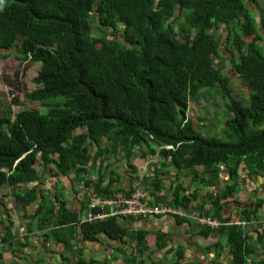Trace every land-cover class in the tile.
<instances>
[{"label": "trees", "instance_id": "16d2710c", "mask_svg": "<svg viewBox=\"0 0 264 264\" xmlns=\"http://www.w3.org/2000/svg\"><path fill=\"white\" fill-rule=\"evenodd\" d=\"M250 4L260 10L259 20ZM223 28L226 35L213 34ZM262 31L264 0H0V62L14 56L40 65L36 89L27 97L45 110H9L0 117V190L8 187L12 201L24 211L40 201L31 219L41 230H50L56 245L67 248L60 255L63 264H97L88 260L86 244L103 237L120 246L115 260L124 256L128 264H183L182 248L168 250L167 255L175 254L173 262L152 259L153 250L143 246L149 233L130 229L128 219L119 215L86 221L94 198L130 196L136 190L155 205L188 213L156 217L170 216L180 224L197 219L217 223V229L200 223L201 235L226 234L233 264H246L256 249L248 246L230 216H223L235 184H226L216 195L208 193L207 215L199 216L188 210H204L202 189L189 192L183 183L170 181L172 198L159 192L166 189L164 176L171 168L179 178L190 173L192 181L204 186L222 184L223 169L230 179L241 170L264 174ZM223 43L230 45L232 69L249 90L248 105L233 97L231 77L215 64L225 59ZM206 91L219 92L225 102L229 141L204 135L201 120L191 113L192 99ZM118 154L131 169V181L147 190L125 187L126 176L111 162ZM137 155L142 160L153 155L145 173H139ZM49 168L69 178L72 188L84 186L76 193L82 206H68L66 185L53 197L43 190ZM263 205L260 200L255 211L242 213L255 215ZM127 239L135 243L131 253L125 250ZM167 239L168 234H156L154 250L165 249ZM13 240L7 234L0 246L14 253ZM263 242L264 230L258 238ZM5 251H0V263Z\"/></svg>", "mask_w": 264, "mask_h": 264}, {"label": "crops", "instance_id": "0c3cea01", "mask_svg": "<svg viewBox=\"0 0 264 264\" xmlns=\"http://www.w3.org/2000/svg\"><path fill=\"white\" fill-rule=\"evenodd\" d=\"M111 162L113 167H119L118 171L126 176V188H130L131 186L136 189L145 188L137 180L131 181V169L127 166V161L123 159L122 154L113 156ZM135 162L139 173H145V164L150 163L151 160H142L137 155ZM240 173L238 178L230 179L228 170L223 169L221 172L222 184L204 186V183L192 181L190 173H185L182 178H179L177 171L171 168L164 176L166 177L164 180L166 189H162L159 195H165L168 199L172 198L173 191L171 190L172 187H169L170 181L183 183L189 192L202 189L201 200L202 203H205L204 210L190 208L188 211L193 216L207 215L206 211L209 208V195L207 194L216 195L221 187L226 184H235L234 199L229 200L228 206L223 211V216H230L231 223L237 224L243 231L248 246L256 249L255 254L248 259L246 264H260L264 262V242L262 244L258 243L259 234L264 230V205L258 208V212L255 215H244L242 211L254 210L257 203L260 200H264V174L249 175L248 170H241ZM62 184L66 185L68 189V206L70 208L82 206V200H80L79 195L76 193L80 194L84 190V186L76 187V189L72 188L69 178L58 175L54 172L53 168H49L42 185L43 190L53 197L55 191L59 192L60 187L63 186ZM174 186L175 183H173ZM150 190L151 188L149 187V191H147L148 195L151 193ZM9 192L10 189L8 187H2L0 190V240L5 238L7 234L13 236L12 251L14 250V253L5 251V259H2L0 264H35V262L36 264H59L58 261L61 264L63 257L60 259V255L63 256L67 248L63 245H56L48 235L50 230H41L37 220L31 219L37 212L40 201L32 203L27 207V211H24L12 201ZM183 194L182 192L181 197ZM124 219H128L126 225L130 229L136 231L142 230L149 233L146 235L147 237L143 242V246L153 250L154 253L151 257L156 261L173 262L176 258L175 254L167 255L168 250L182 248L186 250V260L183 264H233L232 244L228 240L227 235L211 232L208 236L203 237L201 235L203 229L199 225L200 222L197 217V220L183 224H180L170 216H148L144 217V219L133 221H130L129 217H124ZM158 233L168 234L167 247L161 251L154 250L155 238ZM19 240H26V242H23V247H18ZM127 242L128 245L125 246V250L128 249V252L131 253L135 243L130 242L129 239H127ZM148 243H153V245L150 246ZM86 245L88 248L85 250V253L88 260L92 258L91 261L95 260L98 262L97 264H128L124 256L115 260L114 257L119 254L116 249L120 248V246L108 238L103 237L101 242L94 244L87 243ZM84 246L80 247L83 248ZM71 254L74 255V252ZM102 258L106 261L100 262Z\"/></svg>", "mask_w": 264, "mask_h": 264}, {"label": "rangeland", "instance_id": "374dc122", "mask_svg": "<svg viewBox=\"0 0 264 264\" xmlns=\"http://www.w3.org/2000/svg\"><path fill=\"white\" fill-rule=\"evenodd\" d=\"M250 6L252 10L255 11L257 20H259L260 10L255 5L250 4ZM222 32L226 35L228 30L226 28L214 30L213 34L219 37ZM262 32L264 35V31ZM94 35L100 37L101 34L99 32H94ZM226 46L227 44L223 43L222 51L225 59L223 61H216L215 64L217 67L221 68L224 66L225 73L231 77L233 82L230 87L233 89V97L242 101L245 105H248V100L246 101L245 96L249 95V90L245 81L234 73L231 66L232 54L228 51L230 45H228L227 48ZM262 47L264 48V42L262 43ZM39 69L40 65H31L21 62L14 56L0 62V117L9 110L14 112L25 109L42 110V108L37 107L36 104H32L27 97V94L36 89L33 81L37 77ZM42 111L45 110L43 109ZM191 113L201 120L200 127L204 135L217 136L225 141L231 140V133L225 126L229 114L219 92L214 91L209 93L206 91L199 97L192 99ZM149 159L153 161V155ZM145 166L147 171L148 168L151 167V164L148 163L145 164ZM85 216H87V212ZM148 245L152 246L153 243H148ZM70 256L72 255H69V257ZM91 259L92 258H89V260ZM102 261L106 260L102 258L100 262Z\"/></svg>", "mask_w": 264, "mask_h": 264}, {"label": "built area", "instance_id": "2783aa9c", "mask_svg": "<svg viewBox=\"0 0 264 264\" xmlns=\"http://www.w3.org/2000/svg\"><path fill=\"white\" fill-rule=\"evenodd\" d=\"M95 198L93 199V204L91 205V210L96 206ZM100 207L106 209L107 207H111L110 212H102L94 214L90 209L87 211L86 221L93 222L96 219H100V221H105L109 219L111 216L119 215L121 219L124 217H129L131 214H141V213H165L167 212L166 208H155L148 209L145 208L138 199H131L129 196L121 195L119 197L108 198V197H100Z\"/></svg>", "mask_w": 264, "mask_h": 264}, {"label": "bare ground", "instance_id": "6f19581e", "mask_svg": "<svg viewBox=\"0 0 264 264\" xmlns=\"http://www.w3.org/2000/svg\"><path fill=\"white\" fill-rule=\"evenodd\" d=\"M129 197L131 199H138L141 202V204L145 208H148V209H155V208H158V209L166 208L167 209V212H165V213H159V214H157V213L147 212V213H141V214H131L130 216H140V215H145V216H160V215H167V214H175V215L186 216L188 214L187 213V210H185L183 208H180V207L179 208H173L171 206L163 205V204L162 205H155L153 202H151L150 200H148L147 194L144 191H142V190H136ZM95 204H96L97 207H100V198L95 199ZM99 220L100 219H96L94 221H99ZM200 223L201 224H208L209 227H212V228H215V229L218 228V224L217 223H214L212 221H210V223H209L206 219H202L200 221ZM8 249L9 248L7 246H3V245L0 246V251H5V250H8Z\"/></svg>", "mask_w": 264, "mask_h": 264}, {"label": "clouds", "instance_id": "9594fccd", "mask_svg": "<svg viewBox=\"0 0 264 264\" xmlns=\"http://www.w3.org/2000/svg\"><path fill=\"white\" fill-rule=\"evenodd\" d=\"M52 229V228H51Z\"/></svg>", "mask_w": 264, "mask_h": 264}]
</instances>
